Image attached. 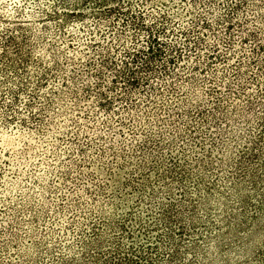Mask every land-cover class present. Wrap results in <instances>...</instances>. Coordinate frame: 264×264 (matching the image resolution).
Wrapping results in <instances>:
<instances>
[{"label":"rangeland","instance_id":"1","mask_svg":"<svg viewBox=\"0 0 264 264\" xmlns=\"http://www.w3.org/2000/svg\"><path fill=\"white\" fill-rule=\"evenodd\" d=\"M63 1L0 0V264H54L81 239L264 264V0ZM140 11L169 30L136 87L116 68Z\"/></svg>","mask_w":264,"mask_h":264},{"label":"trees","instance_id":"2","mask_svg":"<svg viewBox=\"0 0 264 264\" xmlns=\"http://www.w3.org/2000/svg\"><path fill=\"white\" fill-rule=\"evenodd\" d=\"M82 1L84 2L89 0ZM108 1L109 0H96V3L98 5H102ZM72 2L73 3L71 4L75 6L76 4H80L79 0H73ZM63 3L70 4V1L64 0ZM243 3L244 0H240L236 3V6L240 7L243 5ZM111 8L112 7L102 8L101 10H99V13L106 12V9H108V12L112 10ZM144 16L145 13H142V11H140L139 15L135 17L132 16L135 19V21L132 22L133 26L135 27V29L143 31L144 34H135V37L132 39V44L123 47L122 53L124 58L121 59L122 67L116 68V71L118 72L116 74V78L119 79L116 80L117 83L119 81H124L126 84L138 87L141 83L149 81V77L145 78L141 75L153 73L155 71L154 67L156 63H158L159 61L161 62L165 57L167 49L165 47L166 41L162 39L161 34H164L169 29H167V27H162L155 32L152 26L144 21ZM165 16L167 15L165 14ZM199 24L208 27L209 21H206V19L195 20L194 25L196 26ZM182 33L187 34V32L185 31H183ZM252 36L258 40L257 34L253 33ZM195 44V47L198 49L204 46V42L202 41L200 36L197 37ZM256 45L258 46L257 49L259 50H262V48H264V45L261 43H257ZM189 50H191V47ZM171 51H174V54L178 53L177 56L180 58L185 56L183 50L178 45H174V47L172 46ZM174 54L171 53V56L167 59L166 64H162V66H164L166 70L169 69L168 64H170V62L175 63V61L177 60L175 59L176 56ZM217 57H220L223 61L228 58V56L226 55H218ZM111 64H114V66L116 65L114 61H111L106 67H111V69H113ZM101 72L102 71H100L98 76L99 79L103 75V72ZM236 72L239 74V69H237ZM97 85H99L100 87V82L97 83ZM101 93L104 95L102 91ZM262 137L264 138V133H262L261 131V133H259V138ZM94 228H96V226ZM126 228L124 229L126 230L128 237H133L132 232H130ZM251 232L253 231H250V233ZM81 244L82 248H85L84 251L78 252L77 255L67 257L57 254V261L54 264H158V262L151 256L150 252L148 251V249L154 248L152 243L145 247L141 244L129 245L128 247H125L122 244L118 243L113 248L108 249H106V245L102 240L100 241V239L96 241L81 239ZM262 251L263 252L261 253L260 257L264 260V249Z\"/></svg>","mask_w":264,"mask_h":264}]
</instances>
